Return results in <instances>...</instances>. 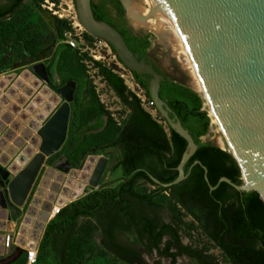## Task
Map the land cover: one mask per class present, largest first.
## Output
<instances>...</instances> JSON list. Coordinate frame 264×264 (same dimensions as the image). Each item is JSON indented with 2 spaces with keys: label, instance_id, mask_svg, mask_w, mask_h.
I'll return each mask as SVG.
<instances>
[{
  "label": "trees",
  "instance_id": "trees-1",
  "mask_svg": "<svg viewBox=\"0 0 264 264\" xmlns=\"http://www.w3.org/2000/svg\"><path fill=\"white\" fill-rule=\"evenodd\" d=\"M21 1H9L6 8L0 9V18L11 15ZM20 24L16 29L13 22H0V38L14 32L9 51L32 57L44 34L34 23ZM65 27L64 19H55L59 40L47 60L49 80L46 83L56 91L58 83L54 81V74L69 69L70 73L62 76L60 83L69 78L77 81L76 101L72 103L62 145L45 161L51 164L52 156L62 154L70 167L77 168L87 154H97L110 147L117 151L112 170L118 167L122 176L114 183L89 187L60 205L44 223L34 261L30 264H110L113 261L172 264L181 254L195 264H264V203L258 193L235 190L222 180L209 189L202 181V169L196 164L190 166L193 158L199 159L207 169L210 184L221 175L239 184V168L231 154L217 145H196L182 166L183 172H188L183 179L167 187L152 182L146 172L160 181L176 176L175 166L186 145L184 138L166 122L167 131L163 129L143 109L138 97L125 88L117 73L93 60L103 81L115 90L124 107L130 109L118 123L108 117L101 124L100 115L106 110L83 71L81 56L75 48L60 41ZM130 72L139 84L135 72ZM163 96L171 114L187 129L193 141L199 140L210 120L200 94L183 85L166 83ZM93 119L96 121L89 130L100 128L81 134V127ZM7 207L17 208L10 203ZM10 213L16 216L18 211ZM183 215H190L191 221L185 222ZM182 226L197 228L219 250L222 260L217 261L205 244L181 243L179 230ZM96 231L99 233L97 242L93 239ZM119 232L130 233L142 251L154 253L152 262L143 260L136 244L120 241ZM161 258L169 261L162 262ZM24 262L25 251L18 246L0 257V264Z\"/></svg>",
  "mask_w": 264,
  "mask_h": 264
},
{
  "label": "water",
  "instance_id": "water-1",
  "mask_svg": "<svg viewBox=\"0 0 264 264\" xmlns=\"http://www.w3.org/2000/svg\"><path fill=\"white\" fill-rule=\"evenodd\" d=\"M155 1L168 11L191 56L203 91L200 96L207 100L231 147L228 152L239 168L241 183L222 175L211 185L206 167L199 160L193 162L203 169L202 176L209 189L222 180L235 190H255L264 203V0ZM72 2L83 29L112 47L116 63L135 72L146 98L161 120L184 138L185 149L175 166L177 174L173 179L160 181L146 172L152 182L162 187L178 182L185 176L182 166L196 145L215 146L218 141L216 138L193 141L167 106L163 96L166 83L193 89L196 80L159 10L152 0ZM31 70L43 81H48L42 62L33 63ZM73 85V80H66L56 87L62 100L36 129L37 150L5 180L7 197L2 195L3 206L7 207L8 203L15 207L23 205L45 158L62 145L70 113L69 101L74 100ZM65 163L57 168H71L66 159ZM112 163V159L97 155L86 184L98 186L104 167ZM3 171L5 177L8 172ZM25 219L23 221L28 224L30 217ZM37 224L33 223L32 227L38 229L41 222ZM27 229V225H19L14 243L34 248L37 234L31 237L28 231L26 237Z\"/></svg>",
  "mask_w": 264,
  "mask_h": 264
},
{
  "label": "rangeland",
  "instance_id": "rangeland-1",
  "mask_svg": "<svg viewBox=\"0 0 264 264\" xmlns=\"http://www.w3.org/2000/svg\"><path fill=\"white\" fill-rule=\"evenodd\" d=\"M2 1L3 0H0V2ZM48 1L50 0H46V2L44 0H22L11 15L0 18L1 23H15L16 29L21 26L20 23H34L35 27L44 34L42 43L32 57L29 54L9 51V47L13 43L12 39L15 37L14 32H12L9 37L0 38V164L3 165L8 172L7 179L16 173L37 150L39 136L36 133V129L62 100V97L56 91L52 90L45 81L40 79L31 70V65L33 63L38 61L42 63L47 62L53 46L59 40L54 28V21L57 16L51 13L52 8L48 9ZM58 1H61V7L64 8L58 10L59 13L62 14L60 19H64L68 22L66 23L68 27L63 28L62 31L69 29L72 32L73 29H71L69 22L72 20L70 16L73 15V10L70 7L67 8L65 2L71 1L72 4L73 2L72 0ZM159 11L164 19L168 22L171 20L167 12L161 8ZM61 37L62 32L60 38ZM75 49L81 56L80 61L83 63V71L87 79L93 85L99 101L103 106H106L109 111L114 112V116L120 121L122 119L121 117L126 112V108L117 100L109 86L97 73L92 63L93 58L89 53L99 55L96 61L117 73L121 77L125 88L133 92L137 97H142L144 94L143 90L134 83L130 71L124 65L115 63L112 55L105 49H99L98 52ZM69 73V69L57 71L55 73V79L57 78L56 76L60 79L62 76L68 75ZM199 86L200 92L198 93L203 96L202 87L200 84ZM203 99L205 98L203 97ZM203 108L207 112L210 110L205 100ZM155 118L163 124L164 129L167 131L164 121L156 116ZM90 122L81 127V134L90 127ZM199 138L221 139L224 145L222 147L218 143H216V145L230 152L226 137L211 120H209L206 131L200 135ZM115 151V148L105 149L101 153L95 154L93 161L86 155L79 167H71L67 170L57 168V165H66L65 157L62 154L52 156L51 164L44 160L32 184V190L27 194L23 205L17 206V210L14 208L10 210L6 207L5 218L1 217L0 219L5 220L4 228L1 227L0 222V232H6L5 234L12 235V240L14 241L19 225H27L28 229L25 235H28L29 230H36L37 243L42 227L50 217V210L52 207L62 205L69 199L75 198L91 187L86 184V180L96 156L103 154L108 157L110 156L113 160L114 156L111 153L114 154ZM109 168L110 167L106 166L105 172L101 175L99 182L109 179L113 181L120 175L118 169L110 171ZM143 185L148 186L147 183ZM5 187L6 184L3 187L4 198L7 197ZM0 200H2V193H0ZM10 211H18V213L16 216H12ZM0 214H2L1 211ZM26 216L30 217L28 224H25L23 221ZM163 216L166 218L165 212H163ZM183 220L189 223L191 218L188 215H183ZM38 222H41V226L38 229L33 228V223L38 225ZM179 232L180 238L184 243H189L192 246L205 244L207 245V251L210 252L217 261L220 262L222 260L219 250L201 235L197 228L182 226ZM98 237L99 233L97 231L94 232L93 239L95 242H97ZM117 237L122 242L136 244L130 233L119 232ZM15 246L16 244L12 243L9 247L3 248V254L7 255ZM135 246L141 250L143 260L152 262V259L155 257L154 253H145L142 251L140 245L136 244ZM18 247L21 248V246ZM160 260L165 263L167 261L164 258ZM110 264L127 263L113 261ZM174 264H195V262L187 256L180 255L176 258Z\"/></svg>",
  "mask_w": 264,
  "mask_h": 264
},
{
  "label": "built area",
  "instance_id": "built-area-1",
  "mask_svg": "<svg viewBox=\"0 0 264 264\" xmlns=\"http://www.w3.org/2000/svg\"><path fill=\"white\" fill-rule=\"evenodd\" d=\"M46 2V0H44ZM65 5L67 8H72L73 10V15L70 16V18L72 19L69 24L71 26L72 32L67 29L62 31V37L60 38V41L67 43L69 46L77 48L79 50H89L90 52L96 51L98 52L99 49H105L108 53H110L112 55V58L115 61V57L110 45L102 38L93 36L88 34L83 27L80 25L77 16H76V12L74 11V6L71 3V1L65 2ZM48 9H51V13L55 14L57 16V18H61V13H59L58 10H62L64 8L61 7V1L58 0H50L48 1ZM66 22V21H65ZM68 23V22H66ZM68 27V26H67ZM89 55L93 58V60L96 61V59H98L99 55L97 54H93V53H89ZM116 63V61H115ZM118 64V63H117ZM121 65V64H120ZM141 105L143 106V108L152 116V117H159V115L157 114V112L155 111V109L152 107V105L150 104V102L148 101V99L146 98V96L143 94L142 97H138ZM60 205L57 206H53L52 209L50 210V216L57 211V209L59 208ZM27 237V236H26ZM36 240V239H35ZM12 243H14V241L12 240V235L10 234H5L2 238V242H1V246L2 248H7L9 247ZM16 244V243H14ZM19 246V245H16ZM22 249H24L25 251V262L24 264H30L34 261L35 258V251H36V247L34 248H23L21 246Z\"/></svg>",
  "mask_w": 264,
  "mask_h": 264
},
{
  "label": "flooded vegetation",
  "instance_id": "flooded-vegetation-1",
  "mask_svg": "<svg viewBox=\"0 0 264 264\" xmlns=\"http://www.w3.org/2000/svg\"><path fill=\"white\" fill-rule=\"evenodd\" d=\"M9 1H11V0H3L2 2H0V9H4V8H6L7 7V4H8V2ZM47 63L48 62H46V63H43L44 64V68H45V73H46V77H47V80H49V78H48V74H47ZM130 74H131V72H130ZM131 76H132V74H131ZM50 77H51V75H50ZM57 78L55 79V74H54V76H53V78H54V81L56 82V83H58V86L59 85H61V84H63L66 80H73L74 81V85H73V89H72V97L74 98V100H72V101H69V107H70V112H71V108H72V103L73 102H75L76 101V90H77V81L76 80H74V79H71V78H69V79H66L64 82H62V83H60V79L58 78V76H56ZM132 79H133V77H132ZM133 81H134V83L137 85V86H139V84L133 79ZM48 82V81H47ZM140 87V86H139ZM109 88L111 89V91L114 93V95L116 96V98H117V100L120 102V103H122V100H121V98L119 97V95L115 92V90H113V88H111L110 86H109ZM141 88V87H140ZM142 89V88H141ZM124 92H126V91H124ZM133 93V92H132ZM144 93V92H143ZM134 94V93H133ZM97 95V94H96ZM135 95V94H134ZM145 95V94H144ZM136 96V95H135ZM85 100H86V98H85ZM122 105L124 106V104L122 103ZM140 105H141V103H140ZM103 106V105H102ZM142 106V105H141ZM143 107V106H142ZM103 109L104 110H106V112H103L101 115H100V120H101V124H104V122H106L107 121V119H108V117H111L113 120H116V122L118 123L119 122V120L114 116L115 114H114V112H112V111H109V109L106 107V106H103ZM144 109V108H143ZM128 111H130V109L129 108H126V112L124 113V115L121 117V118H124L125 117V115H126V113L128 112ZM69 117H70V113H69ZM153 119H155V121H157L159 124H161V126L163 127V129H164V126H163V124L162 123H160V121H158L155 117H153ZM161 119V118H160ZM95 119H93V120H91V124H89V126H91L92 124H94L95 123ZM164 121V123L166 122L165 120H163ZM68 122H69V118H68ZM67 126H68V123H67ZM100 127H97V128H94V129H90L89 130V127L86 129L87 131H95V130H97V129H99ZM67 130V129H66ZM110 148V147H109ZM106 149H108V148H106ZM101 153V152H100ZM116 153H117V151H115V153L113 154V153H111L114 157H113V163H112V165L114 164V161H115V157H116ZM103 155V154H102ZM105 156V155H104ZM107 157V159L109 160V159H111V157L109 156H106ZM189 158V157H188ZM187 158V159H188ZM187 159H186V161L184 162V164L183 165H185V163L187 162ZM194 160H199V159H197V158H193L192 159V161H191V164H190V166H193V167H195V164L196 165H198V167H200L201 168V166H200V164H198V163H196V162H193ZM200 161V160H199ZM112 165L110 166V168H109V170L110 171H112ZM106 166H107V164H106ZM106 166L104 167V169H103V171H102V173H101V175H103L104 174V172H105V168H106ZM205 166V165H204ZM3 169H5V167L3 166V165H1L0 164V182H1V184H0V191H1V193H2V195H4L3 194V187H4V185H5V180L7 179V176H8V173L5 175V177H3L2 175L4 174V171H3ZM115 169H118L119 170V172H120V169L117 167V168H115ZM202 169V168H201ZM114 170V169H113ZM189 171V170H188ZM206 171H207V169H206ZM206 171H205V173H206ZM202 172H203V169H202ZM186 173H188V172H186ZM186 173H185V176H186ZM122 175H121V173H120V175L117 177V178H119V177H121ZM184 176V177H185ZM202 176V175H201ZM222 176V175H221ZM101 177V176H100ZM207 177V176H206ZM116 178V179H117ZM100 179V178H99ZM116 179H114L113 181H112V179H109V180H106V181H103V182H99L98 181V183L99 184H102V183H114L115 181H116ZM183 179V178H182ZM208 180V179H207ZM202 181H203V183L205 184V185H207V183H206V181L203 179V176H202ZM209 182V181H208ZM177 183V182H176ZM210 184V183H209ZM212 185V184H211ZM209 188V187H208ZM189 217H190V215H188ZM191 218V217H190ZM180 242L181 243H183L184 244V242L181 240V238H180ZM146 253V252H145ZM181 255H184V254H181ZM180 256V255H179ZM184 256H186V255H184ZM178 256H176L175 257V260H174V262L172 263V264H174L175 263V261H176V258H177ZM188 257V256H187ZM164 259H166L167 261H169L168 260V258H164ZM191 259V258H190ZM153 260V259H152ZM166 261V262H167Z\"/></svg>",
  "mask_w": 264,
  "mask_h": 264
},
{
  "label": "bare ground",
  "instance_id": "bare-ground-1",
  "mask_svg": "<svg viewBox=\"0 0 264 264\" xmlns=\"http://www.w3.org/2000/svg\"><path fill=\"white\" fill-rule=\"evenodd\" d=\"M152 1H153V3L155 4V6L157 7L158 10L161 8V9H163L165 12L168 13V11H167L166 9H164L162 6H160L159 4H157L155 0H152ZM159 12H160V11H159ZM160 14H161V13H160ZM168 14H169V13H168ZM161 16H162V15H161ZM169 16H170V15H169ZM162 18H163V16H162ZM170 18H171V17H170ZM163 20H164V23H165L166 27L168 28L169 32L171 33L172 37H173L174 40L176 41V43H177V45L179 46L180 50L182 51V53H183L185 59L187 60L189 66H190V69H191V71H192V73H193V75H194V78H195V80H196V85H195V87H194L193 89H195L197 92H200V86H199L200 82H199L198 75H197L196 70H195V67H194V63H193V61H192V59H191V56H190L188 50L186 49V47H185V45H184V43H183V40H182L180 34L178 33V31H177L176 28L174 27V24H173V22H172V19H171L169 22H168L166 19H164V18H163ZM18 80H19V78H18ZM20 81H21V80H20ZM44 93H45V92H44ZM44 93H43V94H44ZM204 100L206 101V104L209 105L208 102H207V100H206V99H204ZM209 107H210V106H209ZM208 116L210 117L211 122L215 123V124L218 126L219 130L222 131V129H221L219 123H218V120H217L216 117L213 115L211 109L208 111ZM222 133H223V131H222ZM223 134H224V133H223ZM224 136H225V135H224ZM226 140H227V139H226ZM217 141H218L217 143H218L221 147L224 145V143H223V141H222L221 139H218ZM227 143H228V141H227ZM228 146H229V149H230V151H231V147H230L229 143H228ZM87 157H88V158H91L92 161L94 160V156H92V155H88ZM83 166H84V165H83ZM90 166H91V165H90ZM90 166H89V167H90ZM40 215H42V214H40ZM36 234H37L36 230H29V235H30L31 237H35Z\"/></svg>",
  "mask_w": 264,
  "mask_h": 264
},
{
  "label": "crops",
  "instance_id": "crops-1",
  "mask_svg": "<svg viewBox=\"0 0 264 264\" xmlns=\"http://www.w3.org/2000/svg\"><path fill=\"white\" fill-rule=\"evenodd\" d=\"M0 193H1V191H0ZM71 199H73V198H71ZM71 199H69V200H71ZM68 200V201H69ZM67 202V201H66ZM2 200H0V211L2 212V214H0V219H1V217L3 218H5V213H6V206H3L2 204ZM0 222H1V227L2 228H4V224H5V220L3 219V220H0ZM6 233V232H5ZM5 233H3V232H0V256L1 257H3V256H5L3 253H4V249L2 248V246H1V242H2V238H3V236L5 235ZM3 255V256H2Z\"/></svg>",
  "mask_w": 264,
  "mask_h": 264
}]
</instances>
